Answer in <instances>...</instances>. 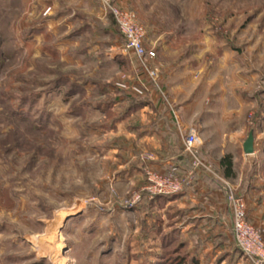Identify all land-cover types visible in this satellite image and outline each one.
Wrapping results in <instances>:
<instances>
[{"label":"rangeland","instance_id":"1","mask_svg":"<svg viewBox=\"0 0 264 264\" xmlns=\"http://www.w3.org/2000/svg\"><path fill=\"white\" fill-rule=\"evenodd\" d=\"M124 1L181 80L206 92L199 116L218 115L204 141L239 129L241 147L252 130L254 151L235 170L264 189V0ZM102 4L0 0V264H254L232 216L217 226L181 199L188 179L181 193L144 191L146 93L131 86L146 74ZM204 141L197 155L218 180L221 152Z\"/></svg>","mask_w":264,"mask_h":264},{"label":"crops","instance_id":"2","mask_svg":"<svg viewBox=\"0 0 264 264\" xmlns=\"http://www.w3.org/2000/svg\"><path fill=\"white\" fill-rule=\"evenodd\" d=\"M113 2L126 8L127 4L124 0H113ZM156 38L149 41L148 36H146L144 45L156 51L160 61V88L165 97H162L161 93L151 85L141 72L140 76L144 79H141L142 81L138 85L144 86V94L146 93V95L136 108H140V117L147 123L137 136L136 145H143V150L150 151L153 158L148 163L152 168L162 173L171 172L180 178L188 177V187L180 194L181 199L189 197L200 201L204 212L203 210L200 211L211 218L217 226L231 225V214L226 194L228 191H235L245 200L248 220L264 233V189L258 190L248 186L242 178V172L235 170V158H241V155L245 157L242 143L241 147L236 144L241 131L239 129L227 131L224 128L220 132V140L216 142L204 141L206 139L205 134L210 133L213 129L211 121L213 116L218 114L215 111L212 112L210 108L204 110L202 109L204 106H202L201 112L203 111L202 114L205 113V116H199V106L204 103L202 101L206 100H204L206 92L199 93L196 90L197 84H193L191 78H187L185 81L181 80L180 75L182 74L178 73L168 57L169 55L172 57V54L164 48H160L159 44L156 45L159 36ZM173 111L177 115L180 127L175 124ZM220 118L226 119V112L220 114ZM199 119L201 130L200 133L198 129L197 131L204 141V149L208 147V149L221 152L217 164L220 172L217 176L222 182L214 178L215 170L191 172L190 157L184 151L182 134L189 127H194L191 120L197 123ZM226 153L234 157L232 159L234 176L232 177L224 175V167L220 164L221 157L225 156ZM204 157L206 161L212 163L211 159L206 158L205 155ZM134 159L132 158V160ZM134 171L132 167L131 174H134Z\"/></svg>","mask_w":264,"mask_h":264},{"label":"built area","instance_id":"3","mask_svg":"<svg viewBox=\"0 0 264 264\" xmlns=\"http://www.w3.org/2000/svg\"><path fill=\"white\" fill-rule=\"evenodd\" d=\"M102 3L104 8L108 7L109 12L119 26L124 42L123 51L133 53L143 67L147 80L164 98L165 96L160 88V70L159 65H157L158 57L154 49L147 48L144 45V28L133 20V12L129 9L120 7L116 2L114 3L113 0H102ZM47 11H49V8H46L45 12ZM131 87L137 95L144 94V86L136 85ZM173 115L177 127H180L179 120L174 111ZM182 138L184 151L191 158L192 172L200 167L210 170V167L204 164L197 155L198 148L202 142L197 129L195 127H189L184 131ZM139 157L145 162H149L153 158L152 154L149 152L141 153ZM144 172L146 184L143 189L144 191H147L150 196L181 193L183 184L188 179V177L178 178L171 172L162 173L149 166H146ZM227 201L231 208L232 230L236 246L245 255L250 257L254 264H263L264 238L261 231L248 221L244 198L233 191H228Z\"/></svg>","mask_w":264,"mask_h":264},{"label":"trees","instance_id":"4","mask_svg":"<svg viewBox=\"0 0 264 264\" xmlns=\"http://www.w3.org/2000/svg\"><path fill=\"white\" fill-rule=\"evenodd\" d=\"M220 164L222 167H224V175L226 176H234V172L232 171V162H231V159H230V156H223L220 160ZM192 264H198L197 261H194L192 262Z\"/></svg>","mask_w":264,"mask_h":264},{"label":"water","instance_id":"5","mask_svg":"<svg viewBox=\"0 0 264 264\" xmlns=\"http://www.w3.org/2000/svg\"><path fill=\"white\" fill-rule=\"evenodd\" d=\"M253 141H254V137H253V132L252 130L247 134V137L245 138V140L242 143V150L244 154H251L254 151V147H253Z\"/></svg>","mask_w":264,"mask_h":264}]
</instances>
